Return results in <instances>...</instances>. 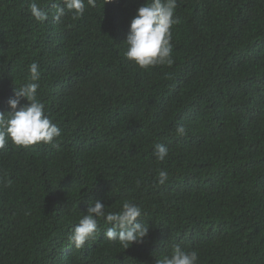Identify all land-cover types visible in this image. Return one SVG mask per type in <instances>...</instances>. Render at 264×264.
<instances>
[{
  "label": "trees",
  "instance_id": "trees-1",
  "mask_svg": "<svg viewBox=\"0 0 264 264\" xmlns=\"http://www.w3.org/2000/svg\"><path fill=\"white\" fill-rule=\"evenodd\" d=\"M32 2L0 0V112L35 62L61 135L0 148V264H156L174 245L198 264H264V0H177L173 63L143 69L124 53L145 0H84L59 21L60 0H35L44 22ZM95 200L139 206L144 241L124 249L99 218L75 248L68 236Z\"/></svg>",
  "mask_w": 264,
  "mask_h": 264
},
{
  "label": "clouds",
  "instance_id": "clouds-1",
  "mask_svg": "<svg viewBox=\"0 0 264 264\" xmlns=\"http://www.w3.org/2000/svg\"><path fill=\"white\" fill-rule=\"evenodd\" d=\"M88 5L95 6V0H87ZM112 0H105L111 3ZM177 0H145L137 9L131 20L125 43L127 50L124 55L140 68L154 67L162 64H172V26L179 23L175 18ZM31 15L39 22H44L48 13L40 9L33 0L29 5ZM71 11L74 16L83 15L84 0H60L56 5L53 19L59 21L65 12ZM30 81L15 89L14 98L9 99L10 111L0 112V148L7 141L16 146L28 147L43 142L51 144L61 135L57 124L45 115V105L37 100V89L40 79L39 65L33 62L29 67ZM21 98L28 103L21 105ZM19 106V107H18ZM176 134H186L185 126L178 124ZM154 155L158 160H164L168 149L163 144H156ZM158 183L164 184L168 173L161 170L158 173ZM106 206L99 200L89 203L87 213L71 230L68 240L75 248H82L85 243L95 237L98 231V219L104 218L110 225L104 233L109 241H117L128 249L134 242L141 243L147 237L149 226L138 221L142 210L134 203L125 201L118 212H106ZM156 264H198V253L188 251L179 245H174L171 253L156 260Z\"/></svg>",
  "mask_w": 264,
  "mask_h": 264
}]
</instances>
